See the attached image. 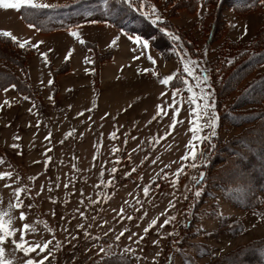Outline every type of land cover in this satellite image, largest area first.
<instances>
[{
	"label": "rangeland",
	"instance_id": "rangeland-1",
	"mask_svg": "<svg viewBox=\"0 0 264 264\" xmlns=\"http://www.w3.org/2000/svg\"><path fill=\"white\" fill-rule=\"evenodd\" d=\"M66 1L38 0L48 4ZM166 1L141 0L144 12L131 0V5L148 14L157 29L170 38L179 37L164 51L154 47L152 39L132 35L149 42L150 46L142 49L128 39L124 29L110 22L107 25L122 29L123 36L108 33L106 24L97 20L85 27L83 21L42 33L23 20L22 9L17 12L0 8V31H11L20 43L28 41L35 49L27 58L33 96L14 86L0 87V160L5 161L0 164V173L10 172L13 177L0 181V211H8L9 202H16L14 188L30 190L21 195V200L32 205L27 209V222L36 227V233H29L26 239L32 244L52 241L50 264H112L108 260L118 258L125 264H229L223 262V256L241 245L264 239V180L253 194L241 184L211 187L204 193L200 178L201 173L206 174L212 153L217 150L215 140L226 141L244 128L219 127L220 115L211 81L218 48L229 39L237 43L248 41L264 25V10L241 14L226 8L227 24H220L214 41L207 46L211 18L207 16L206 0H200L195 13L178 9L177 14ZM166 20L196 41L198 56L190 53L177 33L161 25ZM69 29L79 31L84 43L71 36ZM116 37L119 39L113 45ZM109 38L110 55L103 74L100 66L97 82L94 59L90 72L86 68L74 70L75 64L72 71L68 61L67 70L53 75L51 64L54 69L63 67L64 58H73L80 49L92 55L86 41L102 43ZM149 55L155 64L148 59ZM189 62L200 78L199 87L197 80L183 71L184 63ZM8 65L25 79L20 68ZM168 75L177 77L173 82L180 89L176 100H184L177 117L182 123L175 129L169 126V116L161 114L152 120L158 105L165 112H172L169 105L175 89L171 83L159 82ZM205 75L207 82L203 81ZM184 79L197 94L201 89L211 93L210 102L215 103L219 118L216 135L197 144L203 157L198 156L194 162L196 168L190 167L191 159H181L192 136L190 109L194 108L187 103L189 93L182 83ZM211 131L205 127L200 134L207 136ZM13 144L18 147L13 148ZM178 167H184V174L173 187L171 181L176 179ZM5 183L12 187L5 188ZM144 187L150 189L148 196L143 193ZM196 191H200L199 197ZM121 207L123 214L113 211ZM162 212L165 215H160ZM128 215L133 219L128 220ZM17 217L18 212L14 211L15 227L20 228L22 222ZM169 217L175 219L160 227ZM155 218L157 225L145 234L144 228ZM81 224L83 228L79 227ZM122 231L124 235L116 240ZM261 250L264 253V246ZM22 255L14 251L13 245L7 246L5 257L13 264H19Z\"/></svg>",
	"mask_w": 264,
	"mask_h": 264
},
{
	"label": "trees",
	"instance_id": "trees-1",
	"mask_svg": "<svg viewBox=\"0 0 264 264\" xmlns=\"http://www.w3.org/2000/svg\"><path fill=\"white\" fill-rule=\"evenodd\" d=\"M132 2L138 9L143 10L141 0H132ZM166 4H172L174 14L178 13V9L195 13L199 9L200 0H167ZM205 4L208 9L207 16L211 18L206 35L207 46L214 41V35L220 24H227L226 8H233L241 14L264 10V4H261L260 0H206ZM55 5L59 7L24 8L21 10L23 20L35 25L42 33L71 27L86 20H98L111 22L130 35L139 34L152 39L153 46L159 50L164 51L174 42L172 37L171 39L166 33L157 29L143 15L144 13L141 11L139 13L132 5L130 7L126 0H68ZM160 23L177 33L184 40L191 54L199 55L196 41L189 38L184 30L170 20ZM229 40L218 48L211 81L220 115V129L223 126L244 128L226 141L215 140L217 150L212 153L211 160L207 164L201 186L206 193L211 187L219 189L229 184H241L253 194L256 187L264 180V25L245 43ZM86 45L94 52L96 69L94 76L97 82L100 66L108 59L110 53H102L95 42L86 41ZM34 51V47L29 44L20 48L18 43L12 42L9 38L0 37V87L14 86L19 92L33 96L27 58ZM8 63L20 68L25 79L16 75L15 71L9 68ZM50 66L55 76L67 70L69 63L59 69ZM263 246L264 239L251 241L223 256V262L264 264V253L261 250ZM108 262L125 264L119 258L109 259Z\"/></svg>",
	"mask_w": 264,
	"mask_h": 264
},
{
	"label": "snow or ice",
	"instance_id": "snow-or-ice-1",
	"mask_svg": "<svg viewBox=\"0 0 264 264\" xmlns=\"http://www.w3.org/2000/svg\"><path fill=\"white\" fill-rule=\"evenodd\" d=\"M129 6L131 7V0H128ZM261 4H264V0H260ZM59 7V5L55 4H48V3H43V2H38V0H0V8L2 9H11V10H16L19 12L21 9L24 8H29V9H48V8H55ZM155 8L152 9V12L155 13ZM157 20H159V16L156 17ZM234 26V25H233ZM29 27H35L33 24H29ZM79 27V26H77ZM245 34L247 33V28H245ZM70 35L75 37L77 40L80 41V43H84V40L81 39L80 32L77 30H69ZM0 37H5L9 38L12 42L18 43L20 48H24L25 45L28 43V41H25L23 43H20L18 41V38L11 32V31H0ZM172 38L174 40H178L179 37L173 35ZM119 37H116L113 41L112 44L115 45ZM129 40H132L135 44H140L141 48H148L149 42L147 40H142L140 36H128ZM135 49H133L134 51ZM71 55V53H69ZM137 59L139 57H136ZM148 59L155 64L156 61L152 59V57L149 55ZM190 63H184L183 66V71L187 73L189 76H193L194 79L197 80L196 87L200 86V78L195 76V73L193 72V69L190 67ZM145 72H148V69L144 70ZM153 75H157L155 71L152 73ZM177 77L175 75H168L161 79L159 82L164 85H169L170 83L172 84L173 88L175 89V92L173 94V99H172V104L169 105V107L172 109L171 114L168 112H165L162 106H157V112L156 114L152 117V120H155L157 116H160L161 114L165 116H169V119L171 121L170 127L175 129L176 125L178 123H182V121L178 120L177 117L180 115V108L184 104V100L181 99L179 101L176 100V95L180 94V89L176 87V85L173 83L174 80ZM203 81L207 82L208 81V76L205 75L203 77ZM182 83L186 86V90L189 93V96L187 98V103L189 105H194V108L190 109L191 115L193 116V119L190 121L191 123V128L190 131L192 133L191 139L189 140L188 144L186 145L188 151L186 154H184L181 159L183 161H188L191 159L193 163L190 165L192 168H196L197 164L194 163L198 156L200 158L203 157V152L198 150L197 144L198 143H203L207 140L210 139L211 136H215V128L217 126V120L219 119L218 116L215 113V103L210 102L211 99V93H206L203 89H201L200 93L197 94L193 86L189 83L187 79H184ZM164 95V94H162ZM27 99V98H25ZM198 100L204 101L203 104L199 103ZM7 103V101L5 102ZM212 110L211 112L209 110ZM203 121V123H202ZM152 121L150 120L149 123ZM211 128L212 131L209 133V135H201L200 133L203 131V129ZM113 138H115V133L112 134ZM19 139V137H17ZM13 148H17L18 145L13 144ZM113 151H118V149H113ZM5 161L0 160V164L4 163ZM156 161L154 160L153 163ZM175 163V161H173ZM166 167H170V165H166ZM113 173L116 172V169L113 168L111 170ZM135 171V169H133ZM184 174V167H178L177 171L174 173L176 179L171 181L173 187H176L179 184L180 177ZM201 179L203 178V173H201ZM7 179H13L12 174L10 172H3L0 173V181H5ZM193 179H196L193 177ZM199 182V181H197ZM59 187V185H56ZM65 188H68V184L63 185ZM5 188H11L12 186L5 183L4 185ZM44 190V187L41 186L40 191L42 192ZM30 190L25 189V188H14L12 195L15 199V203L9 202L8 204V211H0V264H13V261L10 259H6L5 253H6V248L7 246L13 245L14 246V251L23 253V255L19 258V264H46V261L49 262V256L51 255V252L49 251V245L52 243L51 240H48L47 242L43 243H30L28 239H26V236L29 233H36V227L31 225L30 223L27 222L28 220V215H27V209H30L32 207L31 204L25 205L23 201L21 200V195L28 192ZM48 191H51V188L48 189ZM149 187H144L143 188V193L145 196L149 195ZM40 193L38 192L37 195ZM195 195L199 197L201 195L200 191H196ZM187 198V197H185ZM91 200V198H88ZM55 203V201H52ZM139 202V201H138ZM2 198H0V204H2ZM83 203V201H81ZM170 204L172 207H175V204L170 201ZM15 212H18V217L17 219L22 222L20 228L15 227V220L13 219V214ZM113 211H118L120 214L124 213V209L121 207L120 209H114ZM54 214V213H53ZM81 216L84 215L83 212L80 213ZM143 216H147V212H144L142 214ZM160 215H165V213H161ZM128 220H132L133 217L131 215H128L126 217ZM93 220L96 219V217L92 218ZM175 217H169L165 218L163 221V224L160 225V227H164L165 225L169 224L171 220H174ZM158 222V218L152 219L148 227L144 228V233L147 234L149 232V229L156 226ZM107 223V221H105ZM45 227H47V224H45ZM80 228H83L84 225L81 224L79 225ZM67 231V230H65ZM125 231H128V229H125ZM87 234V233H86ZM107 235V233H105ZM124 235V231H122L118 236H116V240H119L121 236ZM169 235H173V233H169ZM131 238V237H129ZM75 239V237H73ZM144 237L141 236L140 240H143ZM139 242V241H137ZM154 243H159V241H154ZM56 247H59V244L56 245ZM103 251V249H101ZM35 254V255H34ZM44 254V255H40Z\"/></svg>",
	"mask_w": 264,
	"mask_h": 264
},
{
	"label": "crops",
	"instance_id": "crops-1",
	"mask_svg": "<svg viewBox=\"0 0 264 264\" xmlns=\"http://www.w3.org/2000/svg\"><path fill=\"white\" fill-rule=\"evenodd\" d=\"M98 21V20H97ZM92 22H95V21H92V20H87L86 21V23H84L85 25H84V27L85 26H87L88 24H92ZM102 23H104V24H106V26H107V29H106V31L108 32V33H113V34H115V35H120V36H123L122 34V29H120V30H118L116 27H110V25H107V24H110L109 22H102ZM112 24V23H111ZM91 26H93V25H91ZM81 28H83L82 26H81ZM69 30H71V29H69ZM126 33V32H125ZM106 38V37H105ZM89 41H91V40H89ZM91 42H95V43H98V42H96V41H91ZM111 43V39L109 38V39H104L103 40V42L102 43H98V47H99V50L102 52V53H107L108 51H110V50H108L109 48V44ZM88 49H90V48H88ZM91 50V49H90ZM93 51V50H92ZM93 54L91 55V53L87 50V51H84V50H82V49H80L77 53H76V55H74L73 56V58H69V57H66V58H64V60L62 61L63 62V64L64 63H67L68 61L70 62V65L72 64V68H71V70L72 71H74V70H81V69H85L86 68V70H88V72H90L91 71V66H92V64H93V59H94V52H92ZM108 61L107 60H105L103 63H102V68H101V72H102V74H103V71H104V65L107 63ZM62 64V65H63ZM74 64H75V66H76V68L73 70V68H74ZM52 65V64H51ZM88 67V68H87ZM30 69H32L31 67H30ZM30 72H31V70H30ZM31 77L33 78V75L31 74ZM102 78H103V76H102Z\"/></svg>",
	"mask_w": 264,
	"mask_h": 264
}]
</instances>
